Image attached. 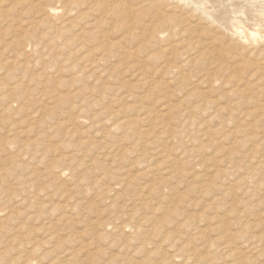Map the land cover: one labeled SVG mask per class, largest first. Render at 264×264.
<instances>
[{"label": "rangeland", "instance_id": "374dc122", "mask_svg": "<svg viewBox=\"0 0 264 264\" xmlns=\"http://www.w3.org/2000/svg\"><path fill=\"white\" fill-rule=\"evenodd\" d=\"M56 1L0 5V264H264L258 61L207 22L172 50L141 0L131 26L117 0L37 15ZM227 1L264 29V4Z\"/></svg>", "mask_w": 264, "mask_h": 264}, {"label": "bare ground", "instance_id": "6f19581e", "mask_svg": "<svg viewBox=\"0 0 264 264\" xmlns=\"http://www.w3.org/2000/svg\"><path fill=\"white\" fill-rule=\"evenodd\" d=\"M3 1L4 0H0L1 6L4 5ZM48 1H50L52 3L55 0H48ZM117 1H120L119 7H116V6L111 7L112 4H115V3H112L109 5V8L107 6H103L101 9H104L103 11H105L107 13L112 12L115 15H117L119 12H122L123 16L125 17V21L128 20L129 23H127V24H130L129 26H131V23L134 22L136 13H138L139 7L138 8L134 7V4H130L133 6H130L126 3L123 4L124 0H117ZM141 1L144 2V4H146V5L150 4L149 7L153 8L151 10L150 14L146 15V16H150V20H149V23L146 24V28L150 31L151 34L157 35L158 39H165L166 36H169L170 38H172L171 43L169 44V48H171L172 50L174 48L179 47V42H178V40L174 39L170 35L175 36L178 33L183 32V31L184 32H191V33L196 32V31H200L202 25L205 22H207L212 27L222 28L223 30L225 29L228 31L230 38L227 40V42L224 46L225 50L230 45H236V48L241 49V53H240L241 56L240 57H233V62L235 64H243V63L247 62L248 58L249 59H256L258 61V63H257L258 66L252 67L253 69L251 70L249 77H250V79L258 80L259 82L264 81V71H263L264 70V48H261V49L257 48L258 42L264 43V29L251 30L253 28H251V26H248L249 24L248 25L246 24L247 27L242 26V23H244V20L238 19V18H235L233 20L229 16V14L231 15V13H233L232 10L235 9L236 7L235 8L233 7V9L229 10V8H227V5L225 4L226 7L223 6V7L219 8L220 4L217 2V0H164L167 3V9L163 8V7H162L163 8L162 9L160 3L163 0H141ZM218 1H220V0H218ZM233 1L238 2L237 0H233ZM245 1H244V3H245ZM58 2L62 3V4H60V6L64 7L63 2H65V1L64 0H57L54 4H50V5L48 4V5L42 6L37 11V13H38L37 15H39V17H41L43 19H45L46 16L50 17L49 15H51V16L57 15L59 13V10H60V6H58V4H59ZM216 2H217V4H219L218 7L216 6ZM250 2H251V0H250ZM254 2L261 5V6H262V4H264V0H255ZM104 4H106V3H104ZM223 4H224V2H223ZM232 4H234V3H232ZM248 4H249V2H248ZM252 4H254V3L252 2ZM179 5H184V7L187 6L191 10L195 11V13L196 12L198 13V20L196 21L195 24L192 23L191 21L183 19V17H181V16H179V14H177L176 9H177V7H179ZM235 5H238V3ZM254 5H256V4H254ZM71 6L72 5H69V7L66 8V10H64V12H65L64 14H66V16H68L69 14L71 15L72 10H75L73 8L74 6L73 7H71ZM141 6H143V5H141ZM238 6L240 7V5H238ZM238 6H237V8H239ZM228 7H230V6H228ZM242 7L245 8L244 4H242ZM1 8L2 7H0V9ZM3 9H4V7H3ZM76 9H78V8H76ZM100 11H102V10H100ZM147 11H149V9ZM4 12H6V11H4ZM100 13H102V12H100ZM112 13L110 14V16L112 15ZM80 14H82V13H80ZM234 16H235V14H234ZM5 17H7V15ZM262 25L263 24H261V26ZM219 53H221V51ZM179 73H181V72L179 71ZM249 88L250 87L244 88V91L249 90ZM262 89H264V87ZM262 101L263 102H258V103L256 102L255 106L258 107L257 109H264V100H262ZM60 172H62V171H60ZM123 183L124 182H120L119 185H122Z\"/></svg>", "mask_w": 264, "mask_h": 264}]
</instances>
